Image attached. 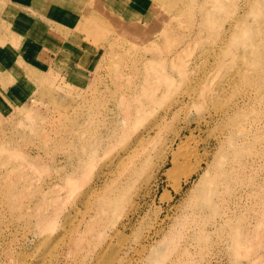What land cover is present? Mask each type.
I'll return each instance as SVG.
<instances>
[{
	"label": "rangeland",
	"instance_id": "obj_1",
	"mask_svg": "<svg viewBox=\"0 0 264 264\" xmlns=\"http://www.w3.org/2000/svg\"><path fill=\"white\" fill-rule=\"evenodd\" d=\"M8 1L0 264H264V0Z\"/></svg>",
	"mask_w": 264,
	"mask_h": 264
},
{
	"label": "crops",
	"instance_id": "obj_2",
	"mask_svg": "<svg viewBox=\"0 0 264 264\" xmlns=\"http://www.w3.org/2000/svg\"><path fill=\"white\" fill-rule=\"evenodd\" d=\"M39 2H42L43 5H45L47 7V5L49 4L50 6H55V8H57V11L54 10L55 12H62L64 14H69V13H73L71 12L72 11V6L68 5L71 3L70 0H40ZM33 3H34V0H33ZM23 6H27V5H23ZM32 6V4H31ZM28 7V6H27ZM22 6H19L15 3H12V1H8V0H0V20L2 18H4L5 20L8 19L9 16H15L16 18V15H20V11H22ZM5 15V16H4ZM4 16V17H3ZM18 20V19H17ZM24 20L22 19V22ZM61 25L63 26H69L67 25V23L65 24H62ZM37 26H58L55 24V22L53 23H38ZM54 31V29H52ZM44 31V40L48 38V40H51L52 42L53 41H57L59 38H61L59 35H55V38H53V31ZM65 35L67 38H72V34L69 33L67 34V32L65 31ZM60 42V40L58 41V43ZM74 44H77L76 42H73ZM48 44V43H47ZM69 46H74L72 44H69ZM76 46V45H75ZM3 84L5 85V87H7L10 83L9 81H7L6 77L5 79H3Z\"/></svg>",
	"mask_w": 264,
	"mask_h": 264
},
{
	"label": "bare ground",
	"instance_id": "obj_3",
	"mask_svg": "<svg viewBox=\"0 0 264 264\" xmlns=\"http://www.w3.org/2000/svg\"><path fill=\"white\" fill-rule=\"evenodd\" d=\"M192 152L193 151H191V154H192ZM182 154V153H181ZM186 154V153H185ZM184 153L182 154V155H185ZM191 154L189 153V156L186 154L185 156H182L180 159H181V161H183V162H186V161H188V159L189 158H191L192 156H191ZM193 155V154H192Z\"/></svg>",
	"mask_w": 264,
	"mask_h": 264
}]
</instances>
